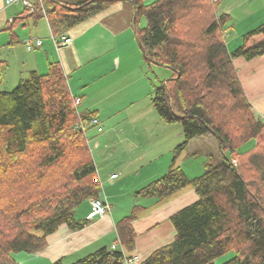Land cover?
<instances>
[{"label":"trees","instance_id":"16d2710c","mask_svg":"<svg viewBox=\"0 0 264 264\" xmlns=\"http://www.w3.org/2000/svg\"><path fill=\"white\" fill-rule=\"evenodd\" d=\"M121 2L133 7L144 61L172 72L153 85L151 104L163 123L181 126L177 151L198 137H211L217 146L201 175L188 178L172 165L134 193L157 202L186 188L196 195L169 217L173 240L141 264H214L227 252L234 257L223 264H264V125L233 64L264 55V23L229 51V16L216 14L220 0H36L31 15L46 18L50 37L59 36ZM95 114L78 113L57 62L48 64L46 74L30 71L14 89L0 92V264H19L12 254L44 249L62 225L74 231L87 224L75 212L100 199L84 135L99 125ZM144 209L135 205L116 223L115 249L101 248L72 264H125V252L135 249L133 223Z\"/></svg>","mask_w":264,"mask_h":264},{"label":"crops","instance_id":"0c3cea01","mask_svg":"<svg viewBox=\"0 0 264 264\" xmlns=\"http://www.w3.org/2000/svg\"><path fill=\"white\" fill-rule=\"evenodd\" d=\"M27 1L36 6V0ZM25 9L22 4L5 8L4 0H0L1 31H7L9 34V42L5 43V47H8L7 50H13L12 65L22 64L26 67L17 72L14 79L11 75V63L8 62L7 55L3 56L0 62L2 85L8 79V82H11L9 87L15 86L30 71L46 74L48 64L57 62L63 68L71 95L75 100H79V104L76 105L78 113L96 111L94 119L99 125L101 127L103 123L108 127L116 125L115 130L122 125L142 122L137 118L139 115L142 119L150 121L148 125L155 122V118L158 117L155 110L153 112L151 107L142 106V100L147 94L149 95V87H146V79L141 78L140 71L134 66L138 54L132 56L133 62L130 63L121 53V48L125 47V44L134 46V41H137L132 22L133 7L129 2H121L100 14V17L92 18L72 28L68 33L61 34L70 37L72 42L71 45L59 49L54 46L50 37L51 31L46 18L31 15ZM222 10L216 11L217 16L230 13L229 9ZM12 19L14 23L9 27L8 23ZM261 23H264L263 7L259 8L257 20L249 24L244 33ZM18 27H20L19 30H17ZM26 27L31 29L25 32ZM130 31L133 33V39L128 34ZM34 39L41 40L40 46L28 50L25 42ZM233 39L230 35L227 37L225 33V42L229 51H233L234 46H239L238 38L232 43V48L229 47L228 42ZM20 45L24 47V50H16ZM233 64L255 116L257 118L260 115L264 116V55L251 61L236 58ZM139 79L145 81L140 88L136 87ZM109 128L112 129V127ZM176 133L147 134L142 137L135 133L132 135L123 133L121 140L112 145L111 137L109 139L108 136L101 141L96 139L92 145L89 143L93 152L99 150L100 146L104 150L109 145L114 148L112 153L116 155L115 159L109 154L105 156L102 149L97 152V159L93 158L101 182L99 198L103 204L110 207L111 211L102 218L94 217L89 220L91 201L87 200L75 212L77 221H87L83 228L73 231L66 225H62L55 233L47 237V245L44 249L35 253H18L20 256H15L14 259L19 264H53L55 262L72 264L101 248H110L117 238L116 223L127 217L135 205L145 209L133 223L137 234L133 250L135 253L125 252L126 256L138 257L140 260L142 257H139L140 254H145L147 257L158 247L170 243L175 231L169 222V217L196 200L194 191L186 188L161 202L152 198H137L134 193L160 178L172 165L181 166L177 158L174 161L172 159L171 163L163 158L166 143L169 140L179 139V136L175 138ZM143 137V141H148L150 148L139 150L136 147L135 150H128L123 147V144L129 141L134 146L133 141L137 142ZM213 141L215 142L214 139ZM93 152L91 153L94 155ZM115 174L117 177L111 179L110 176ZM119 246L121 247L120 244Z\"/></svg>","mask_w":264,"mask_h":264},{"label":"rangeland","instance_id":"374dc122","mask_svg":"<svg viewBox=\"0 0 264 264\" xmlns=\"http://www.w3.org/2000/svg\"><path fill=\"white\" fill-rule=\"evenodd\" d=\"M155 0H146L145 4H149L154 2ZM21 6V4H20ZM236 6V7H235ZM235 7V8H234ZM263 7L264 9V0H220L218 6L216 7V11H221L222 9H229L230 13H227L228 16H230V18L228 19V24L229 26L227 27V29L225 30L226 32V36L229 37V35L231 37H233L234 39L231 42H228L229 47L232 48V43L236 42L235 40L239 38V44L237 45H241L242 42V36L244 34H246L247 32L244 33L246 27L255 22L259 16V8ZM223 11V10H222ZM145 22L144 19H141L140 21V26H144ZM257 27V26H256ZM255 27V28H256ZM2 27L0 26V62H2V57L7 55V60L8 62L11 63V75L14 76L15 79V74L19 71L24 70L26 67L23 66L22 64L18 65V64H13L12 65V51L13 50H7L8 47H5V43L9 42V34L7 31H1ZM15 29V28H14ZM20 27L17 28V30H19ZM28 29L31 28H27L26 27V31H28ZM254 29V28H253ZM244 33V34H243ZM8 34V35H7ZM130 38L133 39V33L130 31L128 32ZM127 35V34H126ZM128 36V35H127ZM129 38V37H128ZM128 39L125 37V41H127ZM126 43V42H125ZM239 46H234V50L236 49L235 47H239ZM141 48V47H140ZM139 45H138V41H134V46H130V44H125V47L121 48V53L122 55L129 60L130 63H132V56L134 54H138V59L135 62V67L140 71L141 73V78L144 77V79H146V87H149L148 91H149V95L147 94L145 96V98L142 100V106H148L152 108V111L154 112V108L151 104V95H152V89H153V85L159 83L160 81H166L167 79L170 78L172 72L169 69L163 68V67H158L155 65H149L144 61L143 58V54H142V50L140 51ZM16 50H24L23 46H19L18 49ZM120 49H118L119 51ZM6 60V61H7ZM145 73V76H144ZM28 73L25 74V78L27 77ZM24 78V79H25ZM23 79V80H24ZM144 79H139L136 87L140 88L142 87V85L145 83V81H143ZM18 84V82H17ZM15 86H10L11 82H8V79L6 81L5 84H1V78H0V92L3 91H11L12 89H14L16 87ZM149 97V98H148ZM134 111V109H133ZM139 120H141L142 122L138 121L135 124H130V125H122L120 126L121 128H118L115 130V126H109L112 127V129H110L106 124L103 123V128L98 125L96 127L90 128L88 131L85 130V138L86 141L88 140V144L90 143L91 145L93 143H95L96 139H98V141H101L103 139L106 138V136H108V138L110 139L111 145L116 143L118 140H121V136L122 134H126V135H132V133L137 134V136H143V135H147V134H158V133H164L167 135H171V134H175V128L177 133L175 138H177L179 136L178 140H169L166 143V146L164 148V155L163 158L166 159V161H169L170 163L172 162V159L174 157L175 154V159L177 158L179 161V165H181V169L186 173L188 178H193V177H197L199 175H201L203 173L204 170V163L206 161V159L208 158V156L212 153V152H216V143L213 141V139H211V137H198L196 138L194 141L189 142L186 147L180 151H177V147L183 142V137L181 135V126L180 125H169V124H165L162 123V121L156 117L155 118V123L154 122L152 124L148 123L150 121L148 120H144L142 119V116L139 115L137 117ZM119 127V126H117ZM97 128V130L95 129ZM103 129L104 132L103 133H98V129ZM172 128V129H171ZM174 129V130H173ZM144 137L137 140V142L133 141L134 146H132L131 141L129 142H125L123 144L124 148H127L128 150H135L136 147H138L139 150H144L147 148H150V146H148V141H143ZM137 144V146H136ZM104 150V148L102 146H100L99 150ZM113 147L106 146L105 150H104V154L105 156H113L112 158H116V155L114 153H112L113 151ZM89 150L91 152H93V148L92 146H89ZM99 150H95L92 154L94 159H97V152H99ZM161 158V160L163 159ZM153 249V248H152ZM131 253H135V251L131 252ZM21 254V253H19ZM19 254H12L13 259L15 258V256H20ZM127 254H129L127 252ZM149 255V254H148ZM138 256V255H137ZM142 256V257H140ZM140 260L137 263L134 264H141L147 257H145V254H140L139 255ZM145 257V258H144ZM234 257V253L233 252H227L219 257H217L214 260V264H223L227 261H229L230 259H232ZM19 258V257H16Z\"/></svg>","mask_w":264,"mask_h":264},{"label":"built area","instance_id":"2783aa9c","mask_svg":"<svg viewBox=\"0 0 264 264\" xmlns=\"http://www.w3.org/2000/svg\"><path fill=\"white\" fill-rule=\"evenodd\" d=\"M15 4H22L29 13H33L35 11L34 6L28 2L27 0H4V7H10ZM51 38L54 42V46L59 49L63 47H67L71 45L72 39L66 35H60V36H53L51 34ZM40 40L34 39V40H27L25 42V46L28 50H31L33 47H39L40 46ZM75 104H79V100H75ZM258 120L264 125V116L260 115L258 117ZM94 124H97V120H93ZM98 131L100 132L101 129L99 128ZM111 179L116 178V175L110 176ZM99 180V179H98ZM110 211V207L108 205L103 204V202L100 199H93L91 200V213L89 215V220L93 219L94 217L102 218L105 214H107ZM115 244L111 246V249H115ZM138 257H127L124 256V263L125 264H132L138 262Z\"/></svg>","mask_w":264,"mask_h":264}]
</instances>
